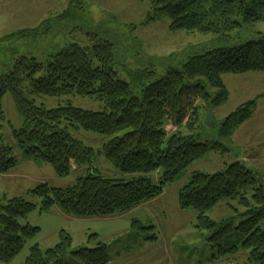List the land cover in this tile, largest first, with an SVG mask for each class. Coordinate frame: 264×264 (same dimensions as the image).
Instances as JSON below:
<instances>
[{"label":"trees","instance_id":"1","mask_svg":"<svg viewBox=\"0 0 264 264\" xmlns=\"http://www.w3.org/2000/svg\"><path fill=\"white\" fill-rule=\"evenodd\" d=\"M150 1L154 12L169 20L171 32L225 38L242 28L236 17L251 25L264 23V0ZM83 6L80 0H70L62 14L50 16L38 27L19 31L0 42L14 39L32 43L47 38L64 30L66 21L84 13ZM86 36L90 46L70 44L52 55L46 66L20 56L9 72L0 76V132L5 123L1 101L9 94L23 121L21 129H12V135L26 158L50 165L58 177L68 176L75 166L87 167V175L79 177L72 188L39 185L31 190V195L41 199L39 213L57 207L75 218L110 217L151 201L209 151H227L224 143L231 142L235 130L257 107L260 96L240 105L219 124V141L196 143L195 132L200 123L197 103L203 104L204 111L214 112L229 96L222 75L264 72V35L237 47L193 56L180 70L167 69L160 80L148 69L128 71L132 86L120 81L114 71L118 62L115 46L96 34ZM38 74L44 76L36 80ZM138 89L140 95L136 94ZM41 97L94 98L103 102L106 109L95 113L69 103L47 109L36 104ZM163 119L176 129L185 128L187 135L177 133L165 143ZM71 130L106 138L100 154L121 174L133 178L123 181L101 177L93 168L94 150L74 139ZM124 131L127 133L116 137ZM11 153L8 147L0 148V174L15 168ZM156 169L162 170V176L159 184L153 185L147 176ZM249 191L251 201L246 198ZM177 198L180 210L198 213L196 228L210 234L208 240L218 248L220 256L234 255L242 248L249 251L246 264H264V186H257L253 172L245 165L234 161L215 175L196 171ZM235 199L246 209L244 220L237 227L232 219L216 224L205 217L220 203ZM36 209L22 197L0 201V263L10 264L26 241L38 234V228L18 222ZM132 228L142 230L143 226L133 222ZM90 237L96 240L95 235ZM58 238V243L45 251L37 245L30 247L24 264H66L63 258L67 254L81 264H109L112 260L101 242L94 248L71 253V236L59 231Z\"/></svg>","mask_w":264,"mask_h":264},{"label":"rangeland","instance_id":"2","mask_svg":"<svg viewBox=\"0 0 264 264\" xmlns=\"http://www.w3.org/2000/svg\"><path fill=\"white\" fill-rule=\"evenodd\" d=\"M84 13L77 19L64 23V30L53 32L47 38L37 42L14 39L0 42V76L9 72L17 57L34 59L38 64L46 66L50 57L70 44L90 46L87 34H96L100 40L111 42L117 52V63L114 71L120 81L131 84L128 71L148 69L156 74V79L165 77L169 68L180 70L189 58L208 51L229 49L242 45L264 35V23L247 24L241 17H236L242 28L229 34L228 37L186 34L171 32L169 20L154 12L150 0H80ZM70 0H0V39L26 29H34L50 16L62 14L69 7ZM225 74L222 76L228 90V100L214 110L216 126L205 124L206 111L203 104L197 103L200 123L195 132L197 144L219 141V124L236 109L264 93V80L252 81V75L240 76ZM44 74L34 78L41 79ZM249 90H248V89ZM141 89L136 91L140 95ZM264 96V94H263ZM259 101V100H258ZM69 103L84 111L103 113L105 105L94 98L80 97H41L37 105L47 109H55ZM5 114V123L0 132V148L11 149V156L16 166L7 174H0V201L22 197L37 209L26 219L18 220L21 226L29 224L38 228V234L26 241L23 250L10 264H23L29 248L37 244L42 251L53 248L59 241L58 233L63 230L71 236L72 248L75 252L80 248H94L97 242L108 248L111 262L109 264H246L248 250L240 248L234 255L220 256L218 248L208 240L210 234L198 230V213L192 209L180 210L178 193L186 186L194 172L215 175L225 165L239 161L253 172L257 186H264V144L260 162L250 164L243 160L247 141L253 136L256 141L264 143V107L257 102V107L248 122L239 126L230 143H224L227 151H209L203 158L195 161L175 180L163 187L162 194L141 205L111 217L75 218L64 214L57 207L46 213H39L41 205L39 197L30 191L39 185H47L53 189L72 188L79 177H85L87 167L75 166L66 177L55 175L52 167L41 161L25 157L23 149L12 135V129L22 128L23 121L17 114L9 94L1 101ZM161 130L166 143L172 136L181 133L186 136L185 128L176 129L171 122L163 119ZM127 131L120 132L122 137ZM234 134V133H233ZM74 139L94 150L96 156L93 168L105 179L129 181L131 175L121 174L100 154L102 146L108 141L103 136L87 133L83 130H71ZM239 138V139H238ZM238 143H241V147ZM259 153V152H258ZM248 154V153H247ZM249 155V154H248ZM258 160V161H259ZM252 165V166H251ZM162 170L156 169L147 177L153 185H158ZM252 191L246 198L251 201ZM246 209L239 205L237 199L220 203L205 214V217L216 224L232 219L237 227L244 219ZM137 222L142 230L132 228ZM95 235L93 241L90 236ZM156 237V240L151 238ZM63 261L66 264H81L70 254ZM2 264V263H0Z\"/></svg>","mask_w":264,"mask_h":264},{"label":"crops","instance_id":"3","mask_svg":"<svg viewBox=\"0 0 264 264\" xmlns=\"http://www.w3.org/2000/svg\"><path fill=\"white\" fill-rule=\"evenodd\" d=\"M225 75V74H224ZM247 76V75H252L251 76V80L252 81H261V80H264V72H250V73H245V74H242V75H240V76ZM223 76V75H222ZM222 78V77H221ZM223 81V80H222ZM223 84H224V82H223ZM248 89V88H247ZM249 90V89H248ZM264 94V93H263ZM263 94H260V95H258V96H256V97H259L260 96V99H259V103H261V105H263L262 107H264V96H263ZM255 97V98H256ZM255 98H253V99H255ZM253 99H251V100H253ZM248 101H250V100H248ZM248 101H246V102H248ZM214 113V112H213ZM254 115V114H253ZM253 117V116H252ZM252 117H250L246 122H248ZM243 125V124H242ZM241 125V126H242ZM238 129H240V128H237L236 130H235V132H234V134H233V136L235 135V133H236V131H238ZM235 138V137H234ZM234 138H232L233 140H234ZM239 139V138H238ZM239 144V146L241 147V143H238ZM263 144L264 143H261L260 141H256V139L252 136L251 138H250V140H249V142L247 141V145H246V150L248 151L247 153L249 154H245V155H243V160L245 161V162H249L250 164H256V163H258V162H260L261 160H259L261 157H263V156H261V150H257V149H259V147L261 148V146H263ZM242 148V147H241ZM259 152V153H258ZM259 160V161H258ZM230 164V163H229ZM252 166V165H251ZM58 209V208H57ZM61 211V210H60ZM64 213V212H63ZM64 214H66V213H64ZM67 215V214H66ZM116 215V214H115ZM69 216V215H68ZM114 216V215H113ZM111 217V216H110ZM101 218V217H100ZM61 231H63V230H61ZM34 245H37V244H34ZM34 245H32V246H34ZM31 246V247H32ZM38 246V245H37ZM95 246H96V244H95ZM94 246V247H95ZM40 248V247H39ZM30 249V248H29ZM48 249V248H47ZM29 252V251H28ZM28 256V255H27ZM27 256H26V258H27ZM25 258V259H26ZM25 259H24V261H25ZM24 261H23V264H24Z\"/></svg>","mask_w":264,"mask_h":264},{"label":"water","instance_id":"4","mask_svg":"<svg viewBox=\"0 0 264 264\" xmlns=\"http://www.w3.org/2000/svg\"><path fill=\"white\" fill-rule=\"evenodd\" d=\"M205 124L208 127H213L217 125V122L215 121L213 112L211 110L206 111Z\"/></svg>","mask_w":264,"mask_h":264}]
</instances>
